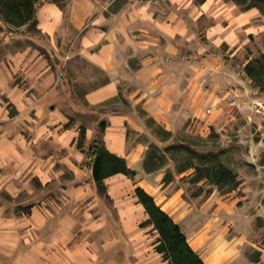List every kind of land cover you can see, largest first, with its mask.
Listing matches in <instances>:
<instances>
[{
    "label": "rangeland",
    "instance_id": "374dc122",
    "mask_svg": "<svg viewBox=\"0 0 264 264\" xmlns=\"http://www.w3.org/2000/svg\"><path fill=\"white\" fill-rule=\"evenodd\" d=\"M48 1L67 6L72 0ZM105 1L113 2V11L141 2H150L158 11L178 10L195 30L201 58L210 56V77L226 69L248 76L245 69L250 66L253 85L258 82L264 88V0ZM71 45L42 34L37 24L12 33L0 22V68L7 64L14 90L0 93V264H97L98 257L107 254L129 264L128 255L136 254L139 246L123 235L124 215L127 222L137 220L133 228L141 232L140 241L145 239L158 252L160 235L146 224L148 216L135 196L138 178L113 176L100 187L86 162L90 144L102 136L104 116L120 112L135 113L144 122L142 135L128 130V153L135 154L143 170L154 149L166 163L162 172L168 183L175 180L173 173L190 165L193 154L201 159L194 161L201 167L223 164L238 174L237 187L220 188L209 181L195 183L194 170H188L177 185H185L183 199L197 206L214 195L204 216L216 218L213 229L219 243L239 249L238 258L246 264H264L260 118L255 115L259 124L253 122L250 129L227 138L213 129L207 136H172L141 106L132 109L128 86L105 105H90L87 94L93 87L82 84L98 73L83 62L71 64ZM137 143L148 147L135 150ZM112 231L119 242L107 252L101 241Z\"/></svg>",
    "mask_w": 264,
    "mask_h": 264
},
{
    "label": "crops",
    "instance_id": "0c3cea01",
    "mask_svg": "<svg viewBox=\"0 0 264 264\" xmlns=\"http://www.w3.org/2000/svg\"><path fill=\"white\" fill-rule=\"evenodd\" d=\"M169 1L174 4L179 0ZM112 6L113 2L105 0H72L67 6L45 1L37 13V25L42 34L72 42L70 60L74 67L83 62L98 73V77L86 78L82 84L86 88L93 87L87 94L90 105H105L120 95L122 87L128 86L132 109L141 106L148 117L172 136L178 133L207 136L213 129L227 138L250 129L253 122L259 124L248 107L253 99L263 98L264 92L260 93L250 76L230 69L210 77L206 70L212 69L210 56L201 58L202 45L194 39L195 30L178 10L158 11L150 2L130 3L117 11H113ZM8 78L9 71L4 64L0 68V93L14 92ZM210 78L215 81L209 82ZM235 97L244 109L232 111L229 103ZM103 123L106 127L104 130L101 127L102 136L94 141L128 161L129 167L137 172L134 189L140 186L154 196L162 209L182 227L189 244L206 264H246L238 258L239 249L219 243L218 231L213 229L216 218L204 216L214 195L201 206L187 202L183 199L185 185H177L187 171L173 173L175 180L167 183L166 172L160 169L147 173L135 154L128 153V130L141 135L146 132L141 118L135 113L120 112L106 114ZM139 147L147 149L148 146L137 143L135 150ZM135 196L138 198L136 190ZM138 203L141 204L139 199ZM141 205L140 210L147 215ZM123 218V235L134 246H139L136 254L128 255L129 264H170L163 254L152 250L145 239L140 241L141 232L133 228L137 220L127 222V215ZM117 236L113 231L103 236L104 251L116 248ZM108 255L98 257L97 264H124L120 257Z\"/></svg>",
    "mask_w": 264,
    "mask_h": 264
},
{
    "label": "trees",
    "instance_id": "16d2710c",
    "mask_svg": "<svg viewBox=\"0 0 264 264\" xmlns=\"http://www.w3.org/2000/svg\"><path fill=\"white\" fill-rule=\"evenodd\" d=\"M48 0H0V22L8 26L10 32H16L18 28L37 24V13L40 5ZM248 76L255 80V72L250 66L245 69ZM257 87L263 92L264 88L257 82ZM155 122V121H154ZM102 129L106 127V123L102 124ZM82 140L86 134L85 129L81 131ZM86 155V162L90 166L92 176L98 186L103 187L104 182L111 176L124 174L134 179L137 172L129 167L125 158L119 157L111 153L108 149L101 147L97 141H93L89 146ZM192 150L191 147H188ZM193 151V150H192ZM189 166L181 168L179 171L194 170L193 181L199 183L201 181L210 182L220 188L224 185L236 186L240 184L238 174L225 165H216L201 167L194 163L198 157H193ZM160 161V162H159ZM164 160L159 158L157 150H152L145 162V171L151 173L158 171L165 166ZM168 183V180L165 179ZM136 195L139 202L143 204L149 220L146 224L154 225L160 238L157 243V251L164 255L170 264H206L201 255L193 249L189 244L187 235L182 227L175 222L169 213L165 212L156 202L153 195H150L140 186L136 188Z\"/></svg>",
    "mask_w": 264,
    "mask_h": 264
},
{
    "label": "built area",
    "instance_id": "2783aa9c",
    "mask_svg": "<svg viewBox=\"0 0 264 264\" xmlns=\"http://www.w3.org/2000/svg\"><path fill=\"white\" fill-rule=\"evenodd\" d=\"M229 107L232 111L235 109L242 110L245 108L240 104L236 97L229 103ZM248 109H250L252 114L258 116L264 125V97L261 99H253V101L249 104Z\"/></svg>",
    "mask_w": 264,
    "mask_h": 264
}]
</instances>
